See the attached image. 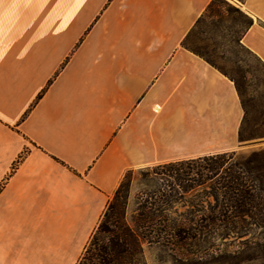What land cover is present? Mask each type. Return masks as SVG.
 Returning <instances> with one entry per match:
<instances>
[{
  "label": "crops",
  "instance_id": "obj_1",
  "mask_svg": "<svg viewBox=\"0 0 264 264\" xmlns=\"http://www.w3.org/2000/svg\"><path fill=\"white\" fill-rule=\"evenodd\" d=\"M211 1L0 0L3 264H76L127 171L239 148L234 81L183 45Z\"/></svg>",
  "mask_w": 264,
  "mask_h": 264
},
{
  "label": "trees",
  "instance_id": "obj_2",
  "mask_svg": "<svg viewBox=\"0 0 264 264\" xmlns=\"http://www.w3.org/2000/svg\"><path fill=\"white\" fill-rule=\"evenodd\" d=\"M246 18L243 34L253 24L248 14ZM199 20L183 45L212 64L203 52L186 44ZM223 73L234 81L244 109L241 140L247 114L243 91L237 79ZM259 162L256 153L245 158L231 151L153 165L155 188L139 198L130 221L125 176L77 264H141L145 243L188 250L208 245L211 237L243 235L254 227L264 230ZM178 205L189 207V213H167Z\"/></svg>",
  "mask_w": 264,
  "mask_h": 264
},
{
  "label": "rangeland",
  "instance_id": "obj_3",
  "mask_svg": "<svg viewBox=\"0 0 264 264\" xmlns=\"http://www.w3.org/2000/svg\"><path fill=\"white\" fill-rule=\"evenodd\" d=\"M242 3L243 0H214L186 44L199 49L217 69L240 83L247 114L239 148L234 151L245 158L253 153L258 155V174L264 184V65L241 41L247 25ZM152 175L151 166L132 169L125 174L129 221L139 198L155 188ZM173 211L188 214L189 207L178 205L167 213L171 215ZM209 242L188 250L145 243L141 264H264V230L260 228L254 227L243 235L211 237ZM0 264H3L1 260Z\"/></svg>",
  "mask_w": 264,
  "mask_h": 264
}]
</instances>
